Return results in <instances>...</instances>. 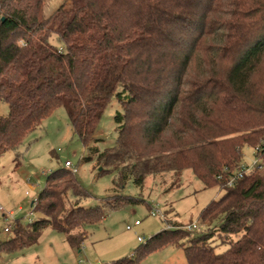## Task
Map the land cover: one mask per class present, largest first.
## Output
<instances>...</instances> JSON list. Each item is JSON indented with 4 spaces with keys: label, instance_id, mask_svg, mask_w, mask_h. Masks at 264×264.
I'll return each mask as SVG.
<instances>
[{
    "label": "trees",
    "instance_id": "obj_1",
    "mask_svg": "<svg viewBox=\"0 0 264 264\" xmlns=\"http://www.w3.org/2000/svg\"><path fill=\"white\" fill-rule=\"evenodd\" d=\"M43 2L0 0V156L58 107L87 146L114 98L115 143L89 147L114 187L189 170L223 190L199 213L204 230L167 225L137 256L173 244L187 264H264V0H68L49 17ZM243 146L253 166L241 163ZM86 196L66 168L51 171L30 204L40 217L16 219L0 248H22L46 227L78 248L103 206L124 198L84 207ZM214 235L225 250L215 251Z\"/></svg>",
    "mask_w": 264,
    "mask_h": 264
},
{
    "label": "rangeland",
    "instance_id": "obj_2",
    "mask_svg": "<svg viewBox=\"0 0 264 264\" xmlns=\"http://www.w3.org/2000/svg\"><path fill=\"white\" fill-rule=\"evenodd\" d=\"M68 7V0H44L42 11L45 17L54 13L62 16ZM49 41L63 47L55 35H51ZM117 110H121L120 104L112 98L89 144L84 146L72 132L64 108L58 107L24 138L16 151H6L0 156V206L3 209L0 211V243L9 239L16 219L27 223L40 217L30 205L31 201L44 187L47 175L59 168H66L86 192L87 196L80 201L84 207L102 206L106 199L114 204L118 199L113 200V196L124 197L115 208L110 204L103 206L104 218L88 230L78 248L68 245L63 232L46 227L37 241L22 248L13 251L0 248V264H102L123 257L140 258L137 264H187L183 248L173 244L144 256L137 254L151 236L167 225L196 223L198 232L204 230L199 213L208 202L218 199L223 190L218 186L204 188L189 170H184L177 181L167 173L148 175L142 186L129 179L121 188L114 187L113 171H101L89 147L101 150L115 143ZM7 112V104L0 103V114ZM253 152L249 146L242 147L243 165L251 166L256 161ZM66 160L75 171L64 166ZM152 211L161 212L164 218L151 215ZM7 212L12 215L7 217ZM135 221L138 223L134 224ZM5 227H9V231H5ZM213 238V243L217 244L215 251L226 249L227 242L219 243L216 235Z\"/></svg>",
    "mask_w": 264,
    "mask_h": 264
},
{
    "label": "built area",
    "instance_id": "obj_3",
    "mask_svg": "<svg viewBox=\"0 0 264 264\" xmlns=\"http://www.w3.org/2000/svg\"><path fill=\"white\" fill-rule=\"evenodd\" d=\"M255 163H256V161H253L251 166H253ZM64 166L67 167V168H72L73 171L76 170L75 167H73L72 164H71V162L68 161V160H66L64 162ZM233 180H234V178H232L231 180H229L228 185L231 184L233 182ZM0 211L3 212V209H2L1 206H0ZM29 214H31V212H29ZM150 214L151 215H158L159 217L164 218V215L161 212H159V211H152V212H150ZM5 215L8 217V216H11L12 213L11 212H7ZM137 223L138 222L135 221L134 224H137ZM183 227L186 228V229H188V230H198L199 229V226L196 223H191V224L186 225V226H183ZM4 230L5 231H9V227H5ZM137 240L138 241H142V238L141 237H137Z\"/></svg>",
    "mask_w": 264,
    "mask_h": 264
},
{
    "label": "water",
    "instance_id": "obj_4",
    "mask_svg": "<svg viewBox=\"0 0 264 264\" xmlns=\"http://www.w3.org/2000/svg\"><path fill=\"white\" fill-rule=\"evenodd\" d=\"M96 264H99V263H96Z\"/></svg>",
    "mask_w": 264,
    "mask_h": 264
}]
</instances>
